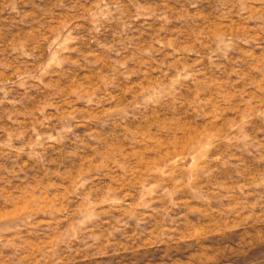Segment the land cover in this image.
Returning <instances> with one entry per match:
<instances>
[{"label":"rangeland","instance_id":"1","mask_svg":"<svg viewBox=\"0 0 264 264\" xmlns=\"http://www.w3.org/2000/svg\"><path fill=\"white\" fill-rule=\"evenodd\" d=\"M81 220L93 239L69 255ZM0 229V264L264 250V16L242 21L235 0H0Z\"/></svg>","mask_w":264,"mask_h":264},{"label":"clouds","instance_id":"2","mask_svg":"<svg viewBox=\"0 0 264 264\" xmlns=\"http://www.w3.org/2000/svg\"><path fill=\"white\" fill-rule=\"evenodd\" d=\"M235 4L237 6L238 15L240 16L241 20L247 22L249 20L259 19L261 16H264V0H235ZM195 6V5H193ZM246 42V41H241ZM232 44L231 39L228 41V45ZM231 51V47L228 48ZM226 55V53H225ZM88 104L92 103V100L89 99L87 101ZM120 201H113V203H119ZM87 221L81 220L79 222V227L71 231L67 237L65 238L66 242L70 247L67 248V253L70 255L75 249L86 246L87 240L93 239L92 236H87L85 239H81L79 233L84 229V225ZM26 227V225H22ZM2 231V229H0ZM75 241L77 243L73 244L72 242ZM23 255V254H21ZM13 264H20V258L17 257L16 260L13 261ZM245 264H264V250L258 252L257 255L249 258L246 260Z\"/></svg>","mask_w":264,"mask_h":264}]
</instances>
